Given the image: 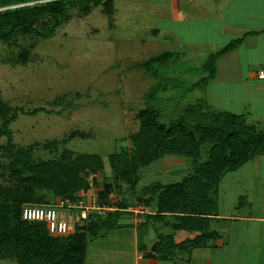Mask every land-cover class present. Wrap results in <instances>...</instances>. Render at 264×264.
Returning a JSON list of instances; mask_svg holds the SVG:
<instances>
[{"label":"rangeland","instance_id":"1","mask_svg":"<svg viewBox=\"0 0 264 264\" xmlns=\"http://www.w3.org/2000/svg\"><path fill=\"white\" fill-rule=\"evenodd\" d=\"M98 2L79 4L57 28L51 16L36 20L33 27L42 35L19 30L11 41L0 42V109L17 115L10 125L11 140L0 137V166L9 165L10 145L31 148L35 161L57 160L68 148L102 156L105 169L99 182L115 181L108 157L132 149L131 136L139 129L136 115L156 84L136 65L165 51L175 56L169 67L160 69L167 72L169 87L178 86L158 96L161 109L172 113L179 101L182 108L196 98H206L214 109L234 114L244 111L250 122L264 130L262 118L253 113L256 109L243 102L244 90L237 88L238 81L248 75L246 65L253 61L248 49L229 60L227 65L234 68L231 73L219 67L206 92L195 88L179 99L186 85L205 76L201 66L206 57L231 42L210 22L212 9H202L192 0H112L109 12L103 0ZM157 27L163 29L160 36L155 33ZM2 123L0 117V127ZM254 162L223 178L217 197L220 212L244 209L245 184L251 180ZM191 167L189 159L169 156L157 160L139 170L136 190L117 181L110 198H127L129 212L124 215H134L130 210L139 207L138 196L144 187L180 182ZM0 180L11 182L7 176ZM145 211L137 213L143 219L140 224L147 222L145 213L155 210L147 207ZM207 252L205 256L213 258L214 264L224 256Z\"/></svg>","mask_w":264,"mask_h":264},{"label":"trees","instance_id":"2","mask_svg":"<svg viewBox=\"0 0 264 264\" xmlns=\"http://www.w3.org/2000/svg\"><path fill=\"white\" fill-rule=\"evenodd\" d=\"M98 1L0 0V42L11 41L19 30L42 35L33 27L36 20L51 16L53 28H57L79 4L98 5ZM103 1L111 12L112 0ZM241 43L242 39H236L208 55L201 66L205 76L186 85L187 90L179 99L195 88L206 92L216 78L217 60ZM174 56L175 53L165 51L136 65L156 84L148 90L145 107L136 115L139 129L131 136L132 149L108 157L115 181L99 182L105 169L99 154L76 153L67 148L57 160L35 161L31 148L16 149L10 145L9 165L0 166V179L7 176L11 180L8 184L0 180V263L84 264L89 240L119 227V219L129 212L127 198H110L117 181L136 190L139 170L169 156L189 159L192 167L180 182L155 183L141 190L139 206L144 207V212L147 207L155 210L145 213L147 223H163L168 229L140 246L144 257L172 260L178 254L190 255L195 249L209 247L208 242L219 237L212 227L219 221V185L227 174L264 155V130L250 122L246 114L214 109L206 98H196L193 104L182 108L179 101L172 113L161 109L158 96L178 86L169 87L167 72L160 69L169 67ZM8 112V108L0 109V137L11 140L10 125L17 115L9 116ZM205 151L208 153L204 160ZM99 183L101 189L97 188ZM51 196L60 202H85L113 209L104 215L98 210L93 212L89 223L73 235L54 236L47 224L25 221L22 217L25 205L59 202L53 203ZM179 232L187 236L178 241Z\"/></svg>","mask_w":264,"mask_h":264},{"label":"crops","instance_id":"3","mask_svg":"<svg viewBox=\"0 0 264 264\" xmlns=\"http://www.w3.org/2000/svg\"><path fill=\"white\" fill-rule=\"evenodd\" d=\"M192 1L202 9L213 10L210 22H213L217 30H221L220 35L227 37L228 43L234 39H242V43L235 50L217 60V74L220 66L222 72L231 73L234 68L231 63L227 64L233 57H240V51L248 49L246 52L251 54L253 61L251 64L247 63L249 66L246 65L245 68L248 75L238 81L237 88L244 90L243 102L252 105L256 109L253 110L254 115L262 118L264 122V0ZM162 31V28L155 29L159 36ZM246 52L243 51V54ZM228 69L231 70L227 71ZM238 114H244V111ZM253 161L251 180L245 184L248 185V192L244 193L247 194L244 209L237 208L233 213L227 214L220 212L219 221L212 225L219 237L209 241V247L195 249L190 255L178 254L172 260L146 258L140 246L148 244L157 234L167 232V227L163 223L155 222L140 224L141 218L138 216L124 215L119 219V227L89 240L84 264H194L195 259V264H214L213 258L205 256L207 250L213 254L224 255L219 258L218 264H264V155ZM241 183L244 185L245 182ZM51 200L59 201L52 196ZM186 236L184 232L176 234L178 241ZM202 251L205 254L198 259ZM0 264L15 263L4 261Z\"/></svg>","mask_w":264,"mask_h":264},{"label":"built area","instance_id":"4","mask_svg":"<svg viewBox=\"0 0 264 264\" xmlns=\"http://www.w3.org/2000/svg\"><path fill=\"white\" fill-rule=\"evenodd\" d=\"M111 209L113 208L85 202L72 204L70 201H59L53 205H25L22 217L25 221L45 223L52 235L62 237L73 235L78 229L86 226L93 212L98 210L104 215ZM136 209L133 211L136 214L144 212L143 206Z\"/></svg>","mask_w":264,"mask_h":264}]
</instances>
